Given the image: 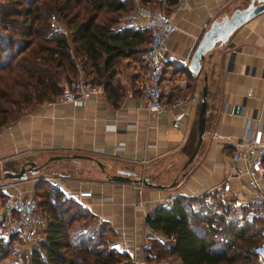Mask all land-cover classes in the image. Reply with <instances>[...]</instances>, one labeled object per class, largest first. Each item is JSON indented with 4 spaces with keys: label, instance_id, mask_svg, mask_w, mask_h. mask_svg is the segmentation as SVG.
Listing matches in <instances>:
<instances>
[{
    "label": "crops",
    "instance_id": "crops-1",
    "mask_svg": "<svg viewBox=\"0 0 264 264\" xmlns=\"http://www.w3.org/2000/svg\"><path fill=\"white\" fill-rule=\"evenodd\" d=\"M247 1L187 0V7L173 15L177 29L166 39L162 99L197 93L196 101L187 107V115L177 127L171 126L168 112H146L141 89L145 72L132 60L124 59L114 74L120 87L115 104L101 87L80 106L47 100L34 103L16 120L0 127V196L26 190V183L32 186L36 178L47 179L107 222L114 234L111 246L135 258H144L151 238L143 234L147 225L144 216L159 207L167 193L194 198L195 210L221 218L224 204L215 198L213 189L228 178V197L243 212L250 190L243 178L230 176L229 156L233 143L255 129H260L264 138V12L239 25L224 42L206 51L200 59L198 76H193L186 66L208 23ZM203 74L204 128L192 159L183 166L196 140ZM60 85L62 89L67 84L60 81ZM26 161L34 162L37 170L35 174L26 173L27 180L1 177L4 169H18ZM118 170L128 172V178L137 181L108 179ZM139 178L163 187L142 183L138 188ZM81 190L90 191V196L75 197ZM100 196H109L111 201L98 202ZM137 201L141 206L134 205ZM256 217L260 216L244 218L241 213L232 221Z\"/></svg>",
    "mask_w": 264,
    "mask_h": 264
},
{
    "label": "trees",
    "instance_id": "trees-1",
    "mask_svg": "<svg viewBox=\"0 0 264 264\" xmlns=\"http://www.w3.org/2000/svg\"><path fill=\"white\" fill-rule=\"evenodd\" d=\"M131 7L128 0H0V127L21 116L25 105L49 100L61 90L60 81L69 84L78 69L91 74L89 81L100 84L115 104L120 90L114 77L117 65L142 55L148 43L145 29L120 24ZM50 14L66 34L49 26ZM32 187L40 193L47 219L27 264H115L128 258L101 237L104 226L114 235L107 222L96 220L47 179L40 178ZM193 200L175 195L170 209L156 207L145 214L150 229L175 239L167 246L149 238L147 261L161 258L156 247L175 264H258L251 246L262 226L260 217L225 222L223 216L191 208ZM82 215L95 219L98 228L72 225ZM14 237L19 238L0 237V259Z\"/></svg>",
    "mask_w": 264,
    "mask_h": 264
},
{
    "label": "built area",
    "instance_id": "built-area-1",
    "mask_svg": "<svg viewBox=\"0 0 264 264\" xmlns=\"http://www.w3.org/2000/svg\"><path fill=\"white\" fill-rule=\"evenodd\" d=\"M128 1L131 2L132 7L127 14L122 16L121 22L133 28H143L148 33L147 47L143 52L146 65L145 74L141 85L144 108L151 115L168 112L171 126L177 127L181 119L187 115V107L196 101L197 93L191 91L188 94L171 96L164 100L160 82L163 74L166 39L177 29L173 15L176 11L187 7V0ZM48 24L52 28H59L66 34V29L58 24L53 14L49 15ZM205 26L206 24L202 23V28ZM78 70L80 71V69ZM78 72L75 78L53 95L48 102H67L74 106H80L86 99L101 91L100 84L91 83ZM229 158L231 160L230 176L243 178V184L250 190L245 199V209L243 212L240 211L239 207L229 199L228 178L222 179L214 186V196L224 204L223 219L225 222H231L235 215L241 213L244 218L254 214L261 217L262 226L258 234L259 240L251 246V252L258 264H264V138L261 130L255 129L234 142ZM141 179L138 180V188L141 187ZM89 196L90 191L88 190L77 191L75 194L77 198ZM174 196L173 193H167L160 199L158 206L164 210L170 209L173 206ZM110 201L111 197L109 196L98 198V202ZM134 205L141 206V203L137 201ZM44 226L45 222L38 211L37 201L27 190L7 192L0 197V237L2 239L15 235L22 241L32 244L43 238L42 228ZM143 234L156 238L167 246H172L175 242L172 235L154 231L147 225L143 228ZM115 264H169V262L159 259L149 263L143 257H128Z\"/></svg>",
    "mask_w": 264,
    "mask_h": 264
},
{
    "label": "water",
    "instance_id": "water-1",
    "mask_svg": "<svg viewBox=\"0 0 264 264\" xmlns=\"http://www.w3.org/2000/svg\"><path fill=\"white\" fill-rule=\"evenodd\" d=\"M264 12V0H248L247 3L242 7L233 8L229 14H223L219 18L212 19L207 27L201 33L199 39L197 40L194 48L192 49L190 56L188 58L187 69L193 76H198L201 71L200 59L203 54L210 50L213 45L217 42L221 43L226 40V38L231 34V32L237 28L239 25L245 23L254 16ZM203 84L199 91V99L196 111V121H195V133L196 140L194 147L187 154L184 159L183 166H185L193 157L198 144L201 140V135L204 128V114H205V96H206V86H205V75H202ZM58 157V156H54ZM96 164L100 165L98 161ZM37 172L34 162L26 161L21 164L17 170H6L2 171V178L13 179L15 181H24L27 179V174H35ZM129 173L118 170L114 175L108 176L110 180L119 181H131L136 182L137 179L128 178ZM144 185H149L153 187L162 188L161 184H150L147 183L146 179H141Z\"/></svg>",
    "mask_w": 264,
    "mask_h": 264
},
{
    "label": "rangeland",
    "instance_id": "rangeland-1",
    "mask_svg": "<svg viewBox=\"0 0 264 264\" xmlns=\"http://www.w3.org/2000/svg\"><path fill=\"white\" fill-rule=\"evenodd\" d=\"M122 25H124L122 22L120 23ZM119 25V23H118ZM68 32V31H67ZM129 60H132L130 62H132V64L135 66V67H139L140 70L145 72V59H144V56H143V53L142 55H140V53H136V55H134L132 58H129ZM123 61V60H122ZM122 61H120V63L117 65V66H120L122 64ZM79 71V70H78ZM78 73L82 74L84 77H86L88 80L89 78H92V75L91 74H84V72L82 71H79ZM52 98V97H51ZM51 98L47 101H50ZM34 104V103H33ZM28 107H30V104L29 105H25L24 106V110L25 111ZM58 162H54V164H56ZM55 167V166H54ZM17 170V169H15ZM14 170V171H15ZM43 177V176H42ZM41 177L39 178H36V181L39 180ZM28 179V178H27ZM26 179V180H27ZM6 180H12V181H15L13 179H6ZM29 181L26 183V190L27 192H30L36 199V201L38 202L39 204V213L40 215L43 217V220L44 222H46V214L44 212V208L42 207V205L40 204V197L37 196L38 194L40 193H36L35 190L33 189V187L31 186V184L29 185ZM40 191V190H39ZM81 207L83 208H86L81 202L75 200ZM201 207V206H200ZM74 208V207H72ZM191 208H195L194 207V204L193 202L191 203ZM89 213V212H88ZM91 213V212H90ZM93 214V213H91ZM98 218V219H96ZM95 219L96 220H99L100 218L98 216H95ZM94 219V220H95ZM94 220L92 218H90L89 215H82L81 217H78L73 223L72 225H75V226H81L83 224H85V226H89V227H95V228H98L97 224H94ZM262 220V219H261ZM258 225H260V222H257V224H255L256 227H258ZM104 226V225H102ZM101 227V226H99ZM255 227V228H256ZM101 237L104 238L107 242L109 241L111 244L112 242L114 241V236L111 235L110 231H108V229H106V227H101ZM257 233V232H256ZM254 237V242L258 241V237L257 236H253ZM5 241V239L3 240ZM7 245H6V248H7V253L0 259V264H27V260H28V254H29V251L30 249L32 248V246L34 245V243L32 244H29V243H26L24 241H22L21 239L17 238V237H14L13 240H10V241H7ZM159 250V256L161 257L160 259H164V260H167L169 262V264H175L173 263L174 260L170 257H167L166 253L163 252V250L159 249V248H156L154 247L153 250ZM150 263V261H148ZM154 262V261H153Z\"/></svg>",
    "mask_w": 264,
    "mask_h": 264
}]
</instances>
